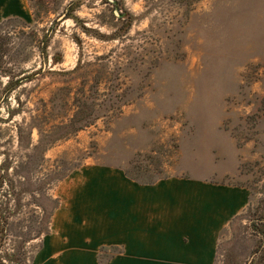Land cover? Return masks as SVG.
Wrapping results in <instances>:
<instances>
[{
    "label": "rangeland",
    "instance_id": "374dc122",
    "mask_svg": "<svg viewBox=\"0 0 264 264\" xmlns=\"http://www.w3.org/2000/svg\"><path fill=\"white\" fill-rule=\"evenodd\" d=\"M91 168L245 188L209 264H263L264 0H0V264L127 260Z\"/></svg>",
    "mask_w": 264,
    "mask_h": 264
},
{
    "label": "crops",
    "instance_id": "0c3cea01",
    "mask_svg": "<svg viewBox=\"0 0 264 264\" xmlns=\"http://www.w3.org/2000/svg\"><path fill=\"white\" fill-rule=\"evenodd\" d=\"M89 173L90 179L108 186L103 208L90 209L95 216L89 221L95 222L94 240L101 241L103 233L106 239H118L127 258L120 264H209L219 231L239 213L247 197L243 187L209 184L197 177L139 183L115 170L91 168ZM118 179L125 186H118ZM86 196L89 202L97 197L92 192Z\"/></svg>",
    "mask_w": 264,
    "mask_h": 264
},
{
    "label": "trees",
    "instance_id": "16d2710c",
    "mask_svg": "<svg viewBox=\"0 0 264 264\" xmlns=\"http://www.w3.org/2000/svg\"><path fill=\"white\" fill-rule=\"evenodd\" d=\"M85 126H87V123H79L78 125H76L75 130L82 129ZM255 230H257V232L263 237V240H264V228L261 229V228L256 227ZM262 249H264V245L262 246L260 250H258L259 252L261 251V254H262ZM262 255H264V253Z\"/></svg>",
    "mask_w": 264,
    "mask_h": 264
}]
</instances>
